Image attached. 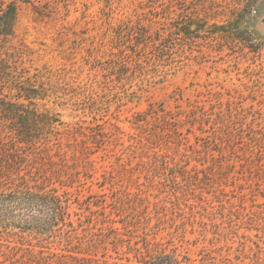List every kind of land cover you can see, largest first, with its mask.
<instances>
[{
    "label": "rangeland",
    "instance_id": "1",
    "mask_svg": "<svg viewBox=\"0 0 264 264\" xmlns=\"http://www.w3.org/2000/svg\"><path fill=\"white\" fill-rule=\"evenodd\" d=\"M11 4L0 101L63 125L20 144L0 103V192L57 189L77 230L0 212V264H264V0Z\"/></svg>",
    "mask_w": 264,
    "mask_h": 264
},
{
    "label": "trees",
    "instance_id": "2",
    "mask_svg": "<svg viewBox=\"0 0 264 264\" xmlns=\"http://www.w3.org/2000/svg\"><path fill=\"white\" fill-rule=\"evenodd\" d=\"M15 19L16 7L11 4L0 17L2 20L0 34L9 35L8 30H12ZM16 85L17 95H13L16 101L2 99L0 103L3 106L1 113L10 121L17 141L20 144L34 145L51 141L48 140L47 135L57 137V127L63 125L60 115L48 109H44L43 112L37 109L36 100H42L46 96L45 90L21 87L18 91V83ZM21 179L24 184L0 192V212L4 213L3 216L14 215L20 205L22 210L39 215L34 216L32 221H24L29 230H33L39 236L48 235L69 240L70 234L77 230L68 212L70 201L60 195L57 189L48 190L47 187H41L36 179H33L35 186L30 185L26 178ZM14 224L18 225V221Z\"/></svg>",
    "mask_w": 264,
    "mask_h": 264
}]
</instances>
